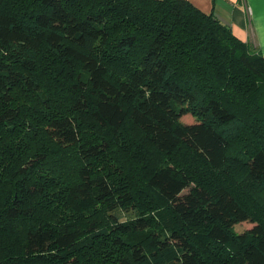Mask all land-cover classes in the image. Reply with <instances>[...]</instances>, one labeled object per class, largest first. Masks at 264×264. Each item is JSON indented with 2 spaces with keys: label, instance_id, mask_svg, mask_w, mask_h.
I'll return each mask as SVG.
<instances>
[{
  "label": "trees",
  "instance_id": "trees-1",
  "mask_svg": "<svg viewBox=\"0 0 264 264\" xmlns=\"http://www.w3.org/2000/svg\"><path fill=\"white\" fill-rule=\"evenodd\" d=\"M0 264H264V57L187 0H0Z\"/></svg>",
  "mask_w": 264,
  "mask_h": 264
},
{
  "label": "crops",
  "instance_id": "crops-1",
  "mask_svg": "<svg viewBox=\"0 0 264 264\" xmlns=\"http://www.w3.org/2000/svg\"><path fill=\"white\" fill-rule=\"evenodd\" d=\"M264 57V0H187Z\"/></svg>",
  "mask_w": 264,
  "mask_h": 264
},
{
  "label": "rangeland",
  "instance_id": "rangeland-1",
  "mask_svg": "<svg viewBox=\"0 0 264 264\" xmlns=\"http://www.w3.org/2000/svg\"><path fill=\"white\" fill-rule=\"evenodd\" d=\"M181 121L183 123L188 124V123H192L193 122V119L190 116H184L181 119ZM252 227H253V224L250 223V222H241L239 224H236L235 227H234V229H235L236 233H243V232L249 230Z\"/></svg>",
  "mask_w": 264,
  "mask_h": 264
}]
</instances>
